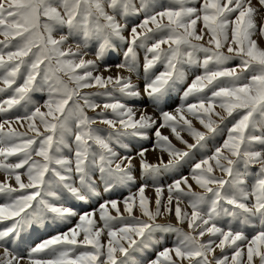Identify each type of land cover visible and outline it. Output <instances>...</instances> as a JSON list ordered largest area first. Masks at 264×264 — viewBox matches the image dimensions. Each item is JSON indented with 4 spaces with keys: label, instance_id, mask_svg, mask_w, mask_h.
Masks as SVG:
<instances>
[{
    "label": "snow or ice",
    "instance_id": "obj_1",
    "mask_svg": "<svg viewBox=\"0 0 264 264\" xmlns=\"http://www.w3.org/2000/svg\"><path fill=\"white\" fill-rule=\"evenodd\" d=\"M0 37V264H264V0H0ZM122 45L120 71L105 75ZM190 66L202 71L188 83ZM144 97L152 113L128 102ZM152 137L156 163L148 148L130 154L126 140ZM136 161L135 193L77 210L132 183ZM189 161V176L158 182ZM71 218L26 255L10 247Z\"/></svg>",
    "mask_w": 264,
    "mask_h": 264
},
{
    "label": "rangeland",
    "instance_id": "obj_2",
    "mask_svg": "<svg viewBox=\"0 0 264 264\" xmlns=\"http://www.w3.org/2000/svg\"><path fill=\"white\" fill-rule=\"evenodd\" d=\"M199 6V5H197ZM135 22H138V20H136ZM200 25L198 24V27ZM207 38V37H206ZM0 39H3L2 37H0ZM204 41H201V43H203ZM259 44H261L262 47H264V40H258ZM124 47L122 45V47H119L117 49V54L115 55L114 59L115 62L116 60H118L116 62V64L122 62L123 60V51H124ZM90 51V55L88 57H85L86 59L88 58H91V59H95V56H94V51L92 49L89 50ZM120 54V55H119ZM138 54H139V59H140V62L142 64L143 62V56H144V51L142 49H138ZM122 59V60H121ZM104 62H108V60H104ZM238 63V61H233L232 64H236ZM110 65V64H109ZM115 70H119L117 68H115ZM163 70V66L162 65H157L155 71L159 72V71H162ZM202 70L195 67V66H190V68L188 69L187 71V82L188 83H191V80L194 78L195 75H198L200 74ZM108 74H111V75H115L116 73L112 74L110 72H108ZM107 74V75H108ZM106 75V74H105ZM193 75V76H192ZM65 79H67L65 77ZM133 82L134 83H138V85L140 86L141 90L143 88V70L141 68V71H140V75L139 76H134L133 77ZM184 85H181L180 87H178L176 90H174L171 94V96L169 97V99L167 100V102L165 104L162 105V107L165 109V110H168V111H173L180 103H182V89H183ZM84 91H91V92H94V91H97V89H86ZM99 91H103L102 89L99 90ZM6 95L7 94H4V95H0V100L6 98ZM174 98V99H173ZM45 97L42 96V100H44ZM171 99V100H170ZM191 99V98H190ZM141 101H139L138 99H135V101L133 100H129L128 102L132 105H134L135 107L137 108H140V105L142 104V108H147V111H149V113H151L153 111V107L151 105V102L146 98H142L140 99ZM175 100V101H174ZM139 101V102H138ZM98 102H100L98 100ZM142 102V103H141ZM145 104V105H144ZM174 104V105H173ZM91 113V114H90ZM17 114V111L14 110L13 112L9 113L10 116L12 115H16ZM158 115V112L156 113ZM89 115H94V113L92 112H89ZM0 118H3L2 114H0ZM193 123L199 128V124L196 122V121H193ZM18 127V126H17ZM99 127H104L103 125H99ZM20 131H24L25 129L23 128H20L19 129ZM203 130V129H201ZM163 132L164 135H168L169 134V130H164L162 129L161 130ZM182 135L185 137V139H188L189 142H193L191 140L190 137L187 136L186 133H182ZM170 139H172V137L170 136ZM224 139V135H218V137H214V139H210L209 142H208V148L211 149L213 148L214 146H218L220 143H222V140ZM132 141V140H131ZM153 141H154V137H152V139L150 140H147V141H140V140H133L134 144H137L136 146H138L136 149H134L133 147L131 148V153L132 155H135V153L140 149V147H144V148H149L150 150L152 149L153 147ZM216 141V142H215ZM218 141V143H217ZM126 143H128L129 141H125ZM147 142V143H146ZM139 143V144H138ZM173 143H175L177 145V147H183V145H180L179 142L175 141L173 139ZM217 143V144H216ZM210 145V146H209ZM212 146V147H211ZM211 147V148H210ZM121 153L122 154H126L124 152V150H121ZM151 154H155L156 151H151L150 152ZM148 154L147 155V159L149 162L151 163H156L157 162V157L155 155H151V154ZM208 153H203V152H196L195 153V156H194V159L195 160H199L202 158L203 155H206ZM154 158V159H153ZM15 159V158H14ZM153 159V160H152ZM165 160H167V156L165 155L164 157ZM191 161H189V163L187 164H184L181 168H179L178 170L174 171V172H169V173H165L163 175V177L158 181L160 184H163V185H167L169 183H171L174 179H178L180 178L181 176H189L190 175V170H191ZM136 164H137V167L133 170V175L135 177V180L130 183L129 185H127L126 187H119L117 189H114L112 192H102L101 194V198H93L90 202H88L87 204H81L79 202H76V207H77V210H80V211H90L92 210L93 208L97 207L98 204L100 202H102V200L104 199H113V198H123L124 196H127L129 193H135L137 191V188L139 187V185L141 183H143V175L141 173V170L139 168V163L138 161H136ZM0 176H3L2 173H0ZM2 180V179H1ZM189 182L191 184H193V190L194 191H201V189H199L195 184L194 182L189 179ZM135 185V186H134ZM146 190H149L150 193L152 194V198L154 197V191L153 189L150 187ZM152 191V192H151ZM116 194V196H115ZM166 195V193H165ZM183 208H185L187 206V202L185 201L184 202V205L182 204ZM190 211V209H189ZM165 219L163 220H159L158 219V222L160 223H166V222H171L173 224H176V221L175 220H172L170 219L171 221H168V219L166 220V222L164 221ZM164 221V222H163ZM77 222V218H71L70 220L66 221V222H57V223H52V222H49L48 226L45 227V226H40L38 228H34V229H29L27 231H39L40 233L43 234V232L45 233L44 234V239L48 238L49 236L51 235H55L57 232H62V231H66L68 228H71L73 227ZM179 227H182L184 228L186 231L188 230L187 229V225L184 224V225H178ZM246 233L251 236L253 233H254V229L253 228H247L246 230ZM170 235H171V238H170ZM158 238H160L161 240V244H160V248L157 249V250H160L162 249L164 246H172L175 242V234L173 233H169V234H166L164 235L163 237L160 236V234H157ZM22 237H23V240L20 239L19 243H13L12 245H10L11 248L13 249H16L20 254L22 255H26L28 249L30 247H34L37 243H39L42 239L41 235L39 236H34V234H32L30 237H25L23 236L22 234ZM204 239H207V237H205ZM23 242L25 243V249L23 250ZM218 253L216 252V255H220V252H219V249H217ZM230 254V252H229ZM154 255H155V252L154 251H150V252H146L144 254H140V253H136L135 256H136V259L138 261H141L143 259H145V257L147 258H154Z\"/></svg>",
    "mask_w": 264,
    "mask_h": 264
},
{
    "label": "bare ground",
    "instance_id": "obj_3",
    "mask_svg": "<svg viewBox=\"0 0 264 264\" xmlns=\"http://www.w3.org/2000/svg\"><path fill=\"white\" fill-rule=\"evenodd\" d=\"M259 43V42H258ZM261 45V44H260ZM122 47V46H121ZM94 48H95V45H93V47H92V50L94 51ZM117 54V50H115V51H113V52H111L109 55H107L106 57H105V60L107 61L108 60V62H104V64H110L112 67H111V71H110V73H112V74H114V73H117L118 71H120V70H115V65H116V62L118 61V60H116V62H115V60L114 59H112V58H114L115 57V55ZM118 55V54H117ZM120 55V54H119ZM122 60V59H121ZM106 75L108 74V73H105ZM122 74H124V75H127L126 73H122ZM109 75V74H108ZM193 76V75H192ZM138 84V83H137ZM96 90V89H95ZM34 99L35 100H39V101H42V95H40V94H37V95H35L34 96ZM174 99V98H173ZM139 101H141L140 99H138ZM171 100V99H170ZM133 101V100H132ZM135 101V100H134ZM138 101V102H139ZM175 101V100H174ZM142 103V102H141ZM145 105V104H144ZM174 105V104H173ZM140 108H142V104L140 105ZM43 110V109H42ZM149 112V111H148ZM153 112V111H152ZM151 112V113H152ZM91 114V113H90ZM99 126V125H98ZM164 130H167V129H164ZM168 131V130H167ZM216 137H218V136H216ZM214 139V138H213ZM216 142V141H215ZM128 143H130V146H131V148L133 147L134 149H136L138 146H136L137 144H134V142H133V140L132 141H129ZM147 143V142H146ZM217 143H218V141H217ZM216 143V144H217ZM139 144V143H138ZM210 146V145H209ZM142 147V146H141ZM212 147V146H211ZM210 147V148H211ZM149 149V148H148ZM152 150H150L149 149V151H148V153L146 154V155H148L150 152H151ZM151 154V153H150ZM160 153L158 152V151H156V153L155 154H151L152 156L153 155H155L156 157L159 155ZM165 157V156H164ZM154 159V158H153ZM152 159V160H153ZM10 160H14V157L13 158H10ZM1 179H3V176H0V180ZM190 183V182H189ZM135 186V185H134ZM152 192V191H151ZM154 193V192H153ZM145 195L146 196H149V197H152L151 195V193H150V191L149 190H146V192H145ZM115 196H116V194H115ZM117 198V197H116ZM119 198V197H118ZM154 198V197H153ZM121 199V198H120ZM184 205V204H183ZM181 207L183 208V206L181 205ZM160 221L161 220H163V219H161V218H158ZM170 219H172V220H175V218H174V216H172V217H170L169 219H168V221H171ZM165 222H166V219L164 220ZM163 221V222H164ZM162 222V221H161ZM182 226V225H181ZM173 234V233H172ZM170 238H171V235H170ZM172 239V238H171ZM174 243V242H173ZM218 251V250H217ZM218 253V252H217Z\"/></svg>",
    "mask_w": 264,
    "mask_h": 264
}]
</instances>
